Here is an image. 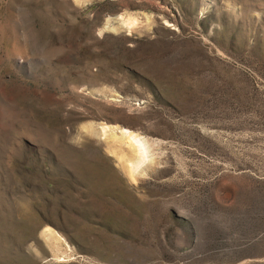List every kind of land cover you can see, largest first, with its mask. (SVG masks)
Returning a JSON list of instances; mask_svg holds the SVG:
<instances>
[{
  "label": "rangeland",
  "instance_id": "374dc122",
  "mask_svg": "<svg viewBox=\"0 0 264 264\" xmlns=\"http://www.w3.org/2000/svg\"><path fill=\"white\" fill-rule=\"evenodd\" d=\"M0 264H264V0H0Z\"/></svg>",
  "mask_w": 264,
  "mask_h": 264
},
{
  "label": "bare ground",
  "instance_id": "6f19581e",
  "mask_svg": "<svg viewBox=\"0 0 264 264\" xmlns=\"http://www.w3.org/2000/svg\"><path fill=\"white\" fill-rule=\"evenodd\" d=\"M123 26H124V25H123ZM126 26H127V25H126ZM126 26H125V27H126Z\"/></svg>",
  "mask_w": 264,
  "mask_h": 264
}]
</instances>
